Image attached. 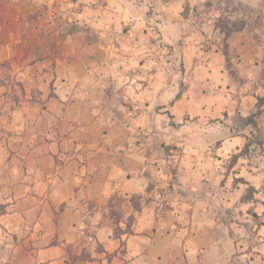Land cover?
Masks as SVG:
<instances>
[{
    "label": "crops",
    "instance_id": "obj_1",
    "mask_svg": "<svg viewBox=\"0 0 264 264\" xmlns=\"http://www.w3.org/2000/svg\"><path fill=\"white\" fill-rule=\"evenodd\" d=\"M214 1L0 0V264H264V68Z\"/></svg>",
    "mask_w": 264,
    "mask_h": 264
},
{
    "label": "rangeland",
    "instance_id": "obj_2",
    "mask_svg": "<svg viewBox=\"0 0 264 264\" xmlns=\"http://www.w3.org/2000/svg\"><path fill=\"white\" fill-rule=\"evenodd\" d=\"M205 5L209 7L210 3L206 2ZM212 5L222 11L217 23L219 26L226 30H237L253 41L249 52L254 51L256 63H260L264 68V2L248 6L232 0H215Z\"/></svg>",
    "mask_w": 264,
    "mask_h": 264
},
{
    "label": "trees",
    "instance_id": "obj_3",
    "mask_svg": "<svg viewBox=\"0 0 264 264\" xmlns=\"http://www.w3.org/2000/svg\"><path fill=\"white\" fill-rule=\"evenodd\" d=\"M221 32L224 34L225 38L229 37L231 35L232 32H235L237 30H226L225 28L221 27ZM224 55L227 57V44L224 43ZM264 104V98L262 99H258V105H257V110L255 113H253L249 118H248V123H254V118H257L260 116V114L262 113L261 107Z\"/></svg>",
    "mask_w": 264,
    "mask_h": 264
}]
</instances>
